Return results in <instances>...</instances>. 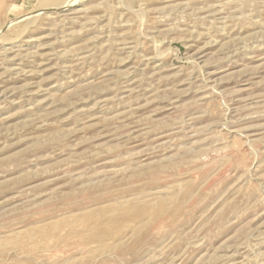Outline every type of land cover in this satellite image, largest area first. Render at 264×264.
I'll return each instance as SVG.
<instances>
[{
	"label": "rangeland",
	"instance_id": "obj_1",
	"mask_svg": "<svg viewBox=\"0 0 264 264\" xmlns=\"http://www.w3.org/2000/svg\"><path fill=\"white\" fill-rule=\"evenodd\" d=\"M0 264H264V0H0Z\"/></svg>",
	"mask_w": 264,
	"mask_h": 264
},
{
	"label": "bare ground",
	"instance_id": "obj_2",
	"mask_svg": "<svg viewBox=\"0 0 264 264\" xmlns=\"http://www.w3.org/2000/svg\"><path fill=\"white\" fill-rule=\"evenodd\" d=\"M158 205L156 206V207H153V209H150L149 207V205L148 206H141V208H138V209H134L133 211H135V210H138V211H140L141 212V214L142 213H145L147 216H148V219H149V215L150 216H152V217H154V216H158V215H160L161 213H163V212H165L164 211V208H165V205L167 204L166 202V199L165 198H163V197H158ZM166 207H167V205H166ZM95 208V207H94ZM133 208H135V205H132V203H127V202H125L124 200H121V201H114L113 203H110V204H108L107 206H105V207H103V208H101V210H102V213L103 214H105V213H111L112 215H121V214H125L126 212H130V209H133ZM152 208V207H151ZM166 209V208H165ZM99 213V212H98ZM97 213V215H100V214H98ZM171 213V212H170ZM84 216V215H83ZM89 216V215H88ZM95 216V215H94ZM91 218V217H90ZM93 218V217H92ZM145 220V219H144ZM148 221V220H147ZM146 221V222H147ZM150 221V220H149ZM139 222V221H138ZM146 222H143V221H141V222H139L138 224H135L136 226L135 227H138V226H140L141 224L143 225V223H144V225H146ZM72 224V223H71ZM141 227V226H140ZM143 227V226H142ZM134 226H133V233H134ZM137 230H138V228H137ZM140 231V230H139ZM119 232V231H118ZM135 232H137L136 230H135ZM105 233V232H104ZM131 233H132V231H131ZM97 235V234H96ZM113 241V240H112ZM100 242L102 243V245H104V239H100ZM111 243V242H110ZM107 244V243H106ZM114 244V243H113ZM107 245H111V244H107ZM106 246V245H105ZM105 246H102V247H105ZM111 247V246H110ZM108 248V247H107ZM106 248V249H107ZM71 260V259H70ZM73 263V262H72Z\"/></svg>",
	"mask_w": 264,
	"mask_h": 264
}]
</instances>
